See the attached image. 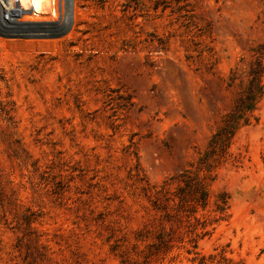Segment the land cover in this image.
<instances>
[{"label": "rangeland", "instance_id": "374dc122", "mask_svg": "<svg viewBox=\"0 0 264 264\" xmlns=\"http://www.w3.org/2000/svg\"><path fill=\"white\" fill-rule=\"evenodd\" d=\"M56 1L0 15V264H197L150 254L162 226L187 241L196 223L172 201L165 219L157 190L174 196L234 107L264 0H72L66 26ZM255 115L197 213L228 196L199 247L229 264H264V97Z\"/></svg>", "mask_w": 264, "mask_h": 264}, {"label": "trees", "instance_id": "16d2710c", "mask_svg": "<svg viewBox=\"0 0 264 264\" xmlns=\"http://www.w3.org/2000/svg\"><path fill=\"white\" fill-rule=\"evenodd\" d=\"M252 52L254 59L248 68L246 83L239 92L234 107L224 115L221 125L212 133L205 148L199 152V156L193 164L196 168L195 173H192L190 169L182 172L173 197L167 195L164 187L157 190L158 195L155 202L157 207L162 208L165 212V219L170 220L172 217L168 211V202L171 201L175 203L178 218L184 217L189 220L192 217L195 219L194 226L187 229L186 232L189 238L185 241V236H183L177 240L165 226H162L156 232L155 240L150 244L151 255L159 254L164 258L173 253L174 249H179L178 252L170 256L169 260L174 261L180 256V251L185 249L189 260L197 264H208L215 261L230 263L224 249L217 254H205L199 247L200 240L214 231V224L229 216L228 196L222 194L218 198L215 217L210 218L204 213L201 215H197V213L199 210L204 211L207 207L210 183L214 180L219 166L229 159L230 146L236 132L257 120L255 110L264 97V40L253 47ZM234 74L230 77L232 80L235 79ZM187 226L191 227L192 224Z\"/></svg>", "mask_w": 264, "mask_h": 264}, {"label": "bare ground", "instance_id": "6f19581e", "mask_svg": "<svg viewBox=\"0 0 264 264\" xmlns=\"http://www.w3.org/2000/svg\"><path fill=\"white\" fill-rule=\"evenodd\" d=\"M60 2H61V0H60ZM61 4L65 7V11H64V13H62L63 14L62 23H63V25L66 26V24L70 21V17H71L72 0H62ZM24 12L26 14H28L27 16L38 17L40 19H41V17H43L44 15L49 14V13H52L55 16L59 15V14L57 15V13H59V10L57 8V1L56 0H8V1L7 0H0V15L3 18L5 23H8L10 25L13 24L16 26H23L25 23L23 21H21V17H19V16H21V15L23 16V14H25ZM29 19H32V18H29ZM25 22H27L26 19H25ZM48 23H50V22H48ZM57 26H59V25H57ZM28 27H30V26H28ZM58 28H60V27H58ZM36 34H38V33H36ZM41 35H42V33H41Z\"/></svg>", "mask_w": 264, "mask_h": 264}]
</instances>
